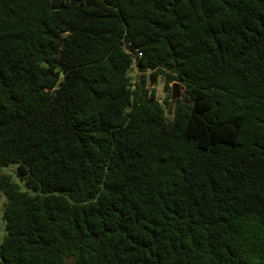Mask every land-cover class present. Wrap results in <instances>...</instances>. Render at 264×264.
Wrapping results in <instances>:
<instances>
[{
  "label": "trees",
  "instance_id": "obj_1",
  "mask_svg": "<svg viewBox=\"0 0 264 264\" xmlns=\"http://www.w3.org/2000/svg\"><path fill=\"white\" fill-rule=\"evenodd\" d=\"M10 165L0 264H264V0H0Z\"/></svg>",
  "mask_w": 264,
  "mask_h": 264
},
{
  "label": "rangeland",
  "instance_id": "obj_2",
  "mask_svg": "<svg viewBox=\"0 0 264 264\" xmlns=\"http://www.w3.org/2000/svg\"><path fill=\"white\" fill-rule=\"evenodd\" d=\"M171 93H170V104L171 109L179 102L183 101L185 96L184 88L178 83H172L171 85ZM150 89H154L156 91V95L159 101H164L167 97V94L164 90V81L160 79L155 86H151L149 83ZM3 175H7L12 179V182L23 192H27L28 189L25 185V181L20 178V176L16 172V165H10L0 170V177ZM6 203V197L0 193V246L6 237V224L3 219L4 214V205ZM67 264H72V261L69 260Z\"/></svg>",
  "mask_w": 264,
  "mask_h": 264
},
{
  "label": "water",
  "instance_id": "obj_3",
  "mask_svg": "<svg viewBox=\"0 0 264 264\" xmlns=\"http://www.w3.org/2000/svg\"><path fill=\"white\" fill-rule=\"evenodd\" d=\"M170 119H172V117Z\"/></svg>",
  "mask_w": 264,
  "mask_h": 264
}]
</instances>
